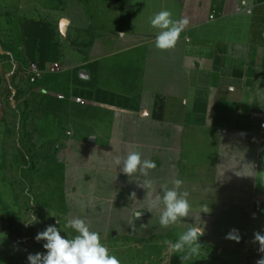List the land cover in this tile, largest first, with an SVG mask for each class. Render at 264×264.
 <instances>
[{
    "label": "crops",
    "instance_id": "1",
    "mask_svg": "<svg viewBox=\"0 0 264 264\" xmlns=\"http://www.w3.org/2000/svg\"><path fill=\"white\" fill-rule=\"evenodd\" d=\"M165 9L189 25L175 48L159 50L150 18ZM6 27L17 55L0 59V135L19 65L62 64L41 85L67 96L59 100L66 141L56 155L65 172L63 215L38 222L39 232L54 225L72 238L67 221L80 217L121 264H159L167 260L164 241L175 242L198 213L201 249L185 264L264 257L254 239L264 235V0H43ZM129 151L156 163L150 177L158 190L182 179L194 213L170 228L147 210L134 221L146 190L115 163ZM1 152L0 144V161ZM232 229L239 242L225 238ZM27 233L10 207L0 210V264L46 253V241ZM255 254L262 257L252 262ZM175 255L182 261L173 254L169 264Z\"/></svg>",
    "mask_w": 264,
    "mask_h": 264
},
{
    "label": "rangeland",
    "instance_id": "2",
    "mask_svg": "<svg viewBox=\"0 0 264 264\" xmlns=\"http://www.w3.org/2000/svg\"><path fill=\"white\" fill-rule=\"evenodd\" d=\"M42 1L0 0L1 60L17 55L7 38L6 22L18 23L27 19ZM4 96V127L0 135V210L10 207L23 227L33 215L39 222L45 218L60 219L65 172L56 155L66 136L59 117V100L52 95L28 92L22 84L6 91ZM36 225L27 226L30 239L40 231ZM178 256H174L171 264H183ZM257 257L262 256L253 255L252 262ZM212 262L216 263L215 260ZM159 264H165V261L159 260Z\"/></svg>",
    "mask_w": 264,
    "mask_h": 264
},
{
    "label": "clouds",
    "instance_id": "3",
    "mask_svg": "<svg viewBox=\"0 0 264 264\" xmlns=\"http://www.w3.org/2000/svg\"><path fill=\"white\" fill-rule=\"evenodd\" d=\"M150 24L159 30L155 37L156 48L170 50L175 48L181 33L189 25V19L187 17L173 19V13L165 9L154 14L150 18ZM115 163L122 173L136 181L138 187L146 190L143 200L146 201L145 206L140 210H132L134 221L142 216L144 210H147L159 215V224L162 228H170L181 224L183 218L194 213L188 199L189 192L181 191L183 180L174 177L170 182L172 187L162 184L158 190L156 181L150 177V170L157 167L156 163L149 158H143L141 152L129 151L123 157H117ZM245 174L254 175L251 170ZM141 177L143 179H140ZM135 196L136 193L132 192L130 199ZM207 211L208 208H205L204 212ZM194 219V224L183 223L186 230L175 242L164 241L166 245L164 255L167 256L165 264H169L173 254H180L184 264L185 261H190L199 255L201 249L199 238L204 235V227L198 213ZM38 222V218L33 215L26 226ZM57 223H60L59 220ZM130 226L134 228L131 222ZM66 227L77 234L72 238H65L61 235L60 229L54 225H48L45 230L39 232L35 239L46 241L43 244L46 253L29 254L27 257L29 264H121L115 255H110L108 247L101 242L100 233L90 230V224L85 219L73 217L67 221ZM225 238L239 242L238 230H230ZM254 239L259 242V251L264 253V235L257 232L254 234ZM256 264H264V257L257 260Z\"/></svg>",
    "mask_w": 264,
    "mask_h": 264
},
{
    "label": "built area",
    "instance_id": "4",
    "mask_svg": "<svg viewBox=\"0 0 264 264\" xmlns=\"http://www.w3.org/2000/svg\"><path fill=\"white\" fill-rule=\"evenodd\" d=\"M213 18L214 17H211V19ZM61 69L62 64L59 62L50 64L46 69L40 68L37 62H30L28 64L21 63L16 72L17 77L20 80V84L25 85L28 92L51 95V92L41 85V81L45 76H56ZM56 97L58 100H65L67 98V96L63 94H56ZM73 100L77 104H83V100L78 97H73ZM261 128L264 129V123L261 124ZM259 259L261 258L255 259L253 264H256Z\"/></svg>",
    "mask_w": 264,
    "mask_h": 264
},
{
    "label": "water",
    "instance_id": "5",
    "mask_svg": "<svg viewBox=\"0 0 264 264\" xmlns=\"http://www.w3.org/2000/svg\"><path fill=\"white\" fill-rule=\"evenodd\" d=\"M13 93H14V91H13Z\"/></svg>",
    "mask_w": 264,
    "mask_h": 264
}]
</instances>
